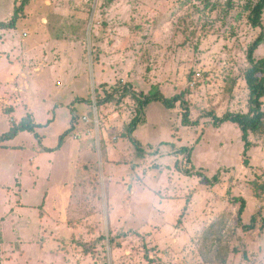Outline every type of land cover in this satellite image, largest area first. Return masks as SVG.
I'll use <instances>...</instances> for the list:
<instances>
[{"label":"rangeland","instance_id":"374dc122","mask_svg":"<svg viewBox=\"0 0 264 264\" xmlns=\"http://www.w3.org/2000/svg\"><path fill=\"white\" fill-rule=\"evenodd\" d=\"M58 1L45 31L31 35L23 20L0 36L13 46L0 49L3 70L18 69L0 78V136L28 113L42 124L40 137L24 130L0 147V215L14 214L2 223L11 257L1 264H264V133L251 134L244 155L240 127H216L210 116L248 110L247 50L262 31L248 5L258 0H157L155 21L146 10L127 21L140 37L115 63L114 41L102 44L110 0ZM21 3L0 0L1 19ZM125 84L145 95L187 91L191 123L181 102H151L133 133L138 151L126 132L139 109L133 98L96 105ZM71 125L60 149L42 150ZM179 161L204 176L186 175Z\"/></svg>","mask_w":264,"mask_h":264},{"label":"trees","instance_id":"16d2710c","mask_svg":"<svg viewBox=\"0 0 264 264\" xmlns=\"http://www.w3.org/2000/svg\"><path fill=\"white\" fill-rule=\"evenodd\" d=\"M29 0H22L21 6L17 7L15 13L12 18L8 21L0 22V29H12L15 28L17 22L21 16L19 14L24 10V7L27 5ZM248 8L250 9L249 21L253 27L262 28L259 36L252 42V44L248 47L247 50V60L249 63V67L245 70V80L247 87L249 89V97H248V110L247 112H233L228 111L224 113L222 116L217 115L216 113H210V116L213 119V125L216 127L221 126L223 123L230 121L237 124L242 131V140L245 145L244 155L248 153V149L253 142L251 140V134L256 133H264V56L257 58L256 51L257 49L264 43V23H263V15H264V0H258L255 4H249ZM119 95L117 102H121L127 98H133L136 103V106L139 108L136 116L131 120L127 127V133L134 147L138 151H142V146L140 141L133 136V133L136 129V126L139 122L143 120L141 116L142 110H144L148 104L154 101H160L167 108L174 107L178 102H181L182 105L185 106L184 112V123L190 124L189 120L190 109L187 101L185 100V92H181L180 94H176L172 97L166 96L162 91H157L153 94L145 95L142 92H137L135 88L131 84H125L124 86H116L112 91H108L105 97L99 99L97 98L96 105L99 107L103 104L113 102L116 98V95ZM98 97V96H97ZM90 103H92L90 101ZM75 118L72 119L71 124H73ZM50 122V121H49ZM41 123L35 122L31 113L24 115L19 122L11 123L10 129L0 136V147L4 146V142L10 139L15 138L21 131L27 130L35 134L37 137H40V134L37 132V128L41 127ZM75 127L71 125L64 134L61 135L59 144L53 148H46V151H53L60 149L64 144L65 137L74 129ZM185 150H190L188 148H184ZM191 152L186 153L184 161L191 163ZM247 162V160H245ZM248 163V162H247ZM183 164V160L181 162ZM180 161L177 162V167L183 171L186 175H198L204 176L202 169H196L193 166L190 168H180ZM193 165V164H192ZM216 177V176H215ZM245 203L243 202L242 208L239 213L243 211ZM2 243V232L0 230V249ZM93 246L91 244H87L86 249L91 250Z\"/></svg>","mask_w":264,"mask_h":264},{"label":"crops","instance_id":"0c3cea01","mask_svg":"<svg viewBox=\"0 0 264 264\" xmlns=\"http://www.w3.org/2000/svg\"><path fill=\"white\" fill-rule=\"evenodd\" d=\"M71 1H73L74 3H80V4H83L84 1L87 2V0H71ZM156 1L157 0H110V5L105 6V9H106V14H105L106 19L105 20L109 22V25L107 28L109 30V33H107V36L104 35V39H103L104 43H102V44H105V46H107L108 41L110 39L114 41V43H113V45H114V48H113L114 52L113 53L114 54L112 57H110L113 59H111V60L109 59L110 63L119 62V59H121L123 55H126L124 53H125L126 47L128 46L129 41L140 37V34H138L136 32H132L130 27H128V26H131L129 24V22L134 21V20H132V18H133L132 15H134V19H135V17L140 18L141 20L146 19V16L140 15L141 11L146 10L149 17L150 18L155 17L154 21L156 20V16H157V11L155 8ZM58 3H59L58 0H29L27 5L24 7V10L21 11V13L19 14V16H21V17L19 18L16 27L12 28V29H0V36L3 35L4 33H10L13 31L16 32V28L18 27V23H20L23 20L26 22L24 25V27L26 29L24 31H27L31 35L34 34V31H36V32L39 30L45 31L46 18L48 16H57V15L60 16V13H61L60 11L62 9L60 7H62V6L57 5ZM129 6H132V7L135 6V8L137 10L136 11L131 10V11L124 14L123 11H125L127 9V7H129ZM11 10L12 9L9 6V10H7V16H10ZM13 10L15 11L14 6H13ZM11 16H13V15H11ZM1 17L2 16L0 13V22L8 21L12 18V17H10V18H7V20L6 19L3 20V19H1ZM120 17H123V18H120ZM95 19L98 20L99 17L96 16ZM147 19H148V16H147ZM127 21H129V22H127ZM158 23H160V22H158ZM145 25L150 27V24L145 23ZM152 25L156 26L157 24L154 23ZM155 26H154V28H155ZM157 29H159V28H157ZM151 30H153V28H151ZM143 35H144V37H146V35H147V38H145V39H148L151 36L150 32H146L145 34H141V36H143ZM98 39H101V38L99 37ZM33 43H35V41H33ZM4 47L9 48L10 45L8 43L2 44L0 42V49L4 48ZM12 47L13 46H11L10 48H12ZM121 50H122V52H120ZM3 59L4 58H2V59L0 58V78H2L4 83H8V79L14 78L13 72L18 71V69H17V67L12 65V68L10 69V71L8 73L9 75H6L7 70H3L4 67L6 66ZM128 65L125 66L124 64H122V66L118 70V72L119 73L122 72V67L126 68V67H128ZM116 68H118V67H116ZM5 69H6V67H5ZM113 71H114V69H113ZM122 73H124V72H122ZM35 82H36V80H35ZM35 82L31 85L29 91L32 89V87H35ZM5 87H7V86L5 85ZM0 90H2L1 84H0ZM28 94H29V92H28ZM14 105H18V103L14 104ZM54 109H56V108L54 107ZM15 112L16 111H14L13 113L15 114ZM85 117H87V116H84L83 119ZM54 119L55 118H52L49 121L51 122ZM88 134L91 135V131L88 132ZM79 136H80L79 134L74 135L75 138H79ZM86 147L91 149V147H89V146H86ZM46 148H47L46 146H43L42 150H45ZM110 150H112V148ZM113 150L111 151L110 155H114L116 153V152H114V154H113ZM114 151H117V150H114ZM13 216H14V214H12V215L6 214V215H2V216L0 215V230L2 232V243H1V249H0V264H1V259H2L3 253L5 256V254H6L5 252L7 251V248L4 251V247H3L4 246V244H3L4 231H3L2 223L6 222L9 219V217H11L12 220L14 221ZM40 216L42 218L44 216V212H41ZM61 223H63V222L59 221L58 223H56V226H59V228H62ZM14 241L15 240H13L11 242L13 243ZM37 241L40 243L41 242L40 238L37 239ZM17 242H18L17 243L18 251L20 253L22 252V254H25V250H23L22 245L20 244L19 241H17ZM43 248H44V246L41 245L40 249L43 250ZM47 255H49V253L47 251H44L39 256H36V255L35 256L38 259V263H40L41 260H43V259L45 260V256H47ZM5 257L7 259H9L11 256H5Z\"/></svg>","mask_w":264,"mask_h":264},{"label":"built area","instance_id":"2783aa9c","mask_svg":"<svg viewBox=\"0 0 264 264\" xmlns=\"http://www.w3.org/2000/svg\"><path fill=\"white\" fill-rule=\"evenodd\" d=\"M197 75H198V76H200V75H201V73H200V72H198V73H197ZM84 119L88 121V118H87V117H85Z\"/></svg>","mask_w":264,"mask_h":264}]
</instances>
